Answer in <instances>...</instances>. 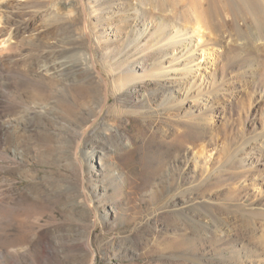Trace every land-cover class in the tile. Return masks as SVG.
Here are the masks:
<instances>
[{"label": "rangeland", "instance_id": "1", "mask_svg": "<svg viewBox=\"0 0 264 264\" xmlns=\"http://www.w3.org/2000/svg\"><path fill=\"white\" fill-rule=\"evenodd\" d=\"M10 1L16 7L8 22L14 19V26L22 27L36 21L41 31L12 38L8 51L0 54V264H239L241 259L264 264V217L246 213L263 206L264 198L248 209L227 204L226 195L234 196L231 188L245 177L234 183L224 178L227 170L220 178L210 169L215 161L226 159L227 169L241 166L240 161L247 173L263 169L264 98L258 92L264 89V74H247L242 85L232 82L229 76L242 68L234 64L238 51L231 47L215 84L210 86L204 73L207 87L186 93L193 99L216 92L218 106L209 112L224 108V119L212 131L218 148L203 150L206 143L192 121L181 122L168 107L153 106L164 100L158 83L112 95L105 65L123 67L146 59V52L120 56L131 35L127 24L119 38L110 36L106 49L94 44L90 32L75 29L86 21L84 0H71L77 4L72 9L62 6L64 0ZM156 1L178 12L186 26L192 25V8L222 5L219 0ZM94 4L98 9L101 3ZM4 22L8 24L3 19L0 27ZM48 52L60 53L65 70L44 69ZM157 57L160 52L146 59L145 66ZM83 58L96 71L80 67ZM183 93L181 89L171 95L173 103L181 102ZM143 101L153 107L140 114L128 111ZM100 114L110 127L90 128ZM255 146L260 148L258 158L248 157ZM192 153L209 157L206 170L188 163ZM236 193L258 191L251 186ZM209 198L216 202L208 210L201 202ZM181 208L182 217L176 211ZM178 239L187 244L175 245ZM231 244L239 255L229 250Z\"/></svg>", "mask_w": 264, "mask_h": 264}, {"label": "bare ground", "instance_id": "2", "mask_svg": "<svg viewBox=\"0 0 264 264\" xmlns=\"http://www.w3.org/2000/svg\"><path fill=\"white\" fill-rule=\"evenodd\" d=\"M97 1L101 3L98 9L94 4V2ZM108 1L110 0H84L81 8L82 12H85L86 21L83 25L77 23L76 27L74 26L75 29L81 32H90V38L94 44H101V46L109 49L108 42L111 37L119 38L121 36L120 28L127 24L126 26L131 35L128 36V41L120 52V56L126 55L131 57L141 54V52H146V59H153L154 56L160 52V57H157L155 61H150L147 67L144 64L146 59L143 61L138 60L139 64L134 63L128 66L124 65L123 67L121 65L120 67L109 64L110 62L107 63L105 69L112 78L109 84L112 95L119 96L129 93L130 91L136 90L139 85L146 88L147 86L144 84L154 87L158 83L164 90V100L160 104H156V106L154 104L153 106L168 107V113L181 122L192 121L194 127H196L198 131V135L201 136V138L203 137V142L206 143V145L203 146V150L206 149V146H210L212 150H217L219 142L212 131L215 125L224 119V113L222 111L224 108L219 109V107H217L216 112H209V110L214 111L219 98L218 94L208 91L203 93L199 98L193 97V99H188L186 93L190 91L196 92L197 90L201 92L202 89L207 87L206 79L209 80L207 83H210V86L215 84L217 80L215 81L213 79L217 77L218 67L226 58V54L231 47H235L238 51L237 61H235L234 64H238L239 69L242 68L235 74L229 76V78H232V82H238L242 85L244 84L243 81L246 79L247 74L253 77H259L261 73L264 74V0H219L222 4L219 3L221 5L220 8L215 6V9H213L214 6H211V8L209 7L210 10L209 8H204L203 5L199 6L200 9L198 10L190 8L188 22L192 24L191 26L183 25L184 22L181 20L178 12L170 8H162L156 0H128L126 1L127 3L118 0L119 2H117L116 5L112 4V7L105 5V2ZM60 3L64 8L72 5L70 7L71 9L73 5L76 4L75 2V4H73L71 0L60 1ZM15 7L16 5L13 1L0 0V11L2 12V14L0 12V22L3 19L8 22V17H11L15 12ZM201 7L203 8L201 9ZM76 10H74V12ZM167 11L169 12L166 13ZM72 12V10L71 13L69 11V15L72 14ZM68 13L66 11V16ZM120 13L122 14L119 15ZM119 16H122V22H120ZM13 21L14 19L8 22V24L4 22V27H0V54L9 49V41L12 38L18 37L22 33L40 34L41 27L36 21L27 22L22 27H15ZM128 21H131V23H128ZM102 22L106 24L104 27L101 26ZM11 24L13 25L11 26ZM136 43L138 44L135 46ZM105 53H108V50ZM60 56V53H46L43 61L44 69L46 71H55L58 73L65 70L67 65L64 60L59 59ZM118 57L119 56H117L116 59H118ZM83 59L80 60V67H84L90 73L96 71L95 66L88 62L89 60L87 61L85 59L86 62ZM114 61L113 59L112 62ZM201 70L205 72L201 73ZM207 71L210 72L212 76H207ZM204 73L206 75L205 80L204 77H202ZM221 79L222 76L219 82L223 81ZM181 89L185 90V93L180 97L182 98L181 102L173 103L171 95L179 94ZM258 94L260 98H264V89H260ZM199 100L202 101V104H200L203 106V109L199 108ZM106 101L107 97L105 98V102ZM146 102L147 101H143L140 105L128 111H131L133 114L144 113L145 109L153 107ZM104 112L106 111L104 110ZM95 124L110 127L108 121L106 122L103 119L102 114H100L99 118L95 119L90 128L92 125L95 126ZM262 130L264 131V124ZM258 148L257 146L253 147L247 153L248 157L258 158L257 154L260 153ZM208 158L209 157L206 155V158L201 159L200 154L192 153V156L188 157V163L192 164L194 168L198 167L206 170L209 164ZM243 164L244 162L240 161L239 165L241 166L236 168L230 166L232 168L227 169L226 167L229 165V159H226L224 161H215L210 165V169L212 170V174H216L220 178L222 172L227 170L228 176H224V178L230 177L229 181L230 179H234V183H236L237 179H242L244 177L247 179L250 174L254 173L252 174L254 176H252L253 181L251 184H248L258 191L257 194L244 193L245 195H243L240 193V195H237L238 193L236 192H238V190L244 191L251 187L248 186L244 179L243 182L237 185L234 184L236 186L231 188V190L235 192L234 196H230L229 194L226 195L229 200L227 204L234 205V207L240 209L244 207L248 209L249 206H254L253 204L264 198V164L262 170L251 168L249 173L246 172L247 168L246 170L241 169L242 167L244 168ZM87 166H90V162H87ZM233 192L231 194H233ZM242 198H244L243 201H240ZM247 201L249 202L247 203ZM215 202L216 198L215 200L209 198L203 199L201 204L209 210ZM228 202H232L233 204ZM179 210H176L177 214L182 217L184 210L183 208ZM247 212H250L252 215H262L264 217V205L260 208L252 207L249 211L247 210L246 213ZM263 223L264 222H262V224ZM174 244L186 245L187 241H182L181 239ZM231 245L232 248H229V250H231L234 255L238 254L240 250L236 248L235 244ZM238 255L236 257L238 258L237 260L240 259ZM245 261L241 259L239 264H249L247 262L245 263Z\"/></svg>", "mask_w": 264, "mask_h": 264}]
</instances>
